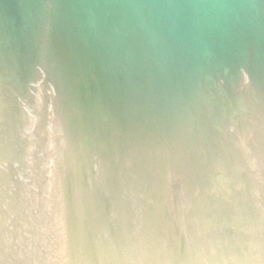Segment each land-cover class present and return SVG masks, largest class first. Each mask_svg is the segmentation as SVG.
<instances>
[{
  "label": "water",
  "instance_id": "obj_1",
  "mask_svg": "<svg viewBox=\"0 0 264 264\" xmlns=\"http://www.w3.org/2000/svg\"><path fill=\"white\" fill-rule=\"evenodd\" d=\"M0 264H264V0H0Z\"/></svg>",
  "mask_w": 264,
  "mask_h": 264
}]
</instances>
